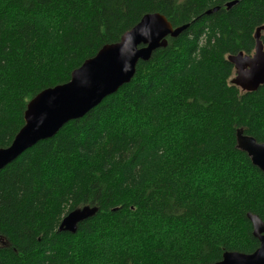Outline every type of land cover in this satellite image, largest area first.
Returning <instances> with one entry per match:
<instances>
[{
	"label": "trees",
	"instance_id": "obj_1",
	"mask_svg": "<svg viewBox=\"0 0 264 264\" xmlns=\"http://www.w3.org/2000/svg\"><path fill=\"white\" fill-rule=\"evenodd\" d=\"M231 1L0 0V148L30 99L144 15L189 25L130 83L0 171V264H212L257 249L247 214L264 221V172L236 134L264 143V84H232L228 56L255 49L264 0ZM84 205L97 213L60 231Z\"/></svg>",
	"mask_w": 264,
	"mask_h": 264
},
{
	"label": "water",
	"instance_id": "obj_2",
	"mask_svg": "<svg viewBox=\"0 0 264 264\" xmlns=\"http://www.w3.org/2000/svg\"><path fill=\"white\" fill-rule=\"evenodd\" d=\"M238 0L228 2L231 8ZM218 7L209 10L215 12ZM189 25L174 28L165 15L152 13L127 30L117 42L104 44L98 52L76 68L68 82L48 87L29 100L25 124L8 147L0 148V171L13 163L40 140L52 138L67 122L83 117L106 97L132 81L139 61H149L155 50L167 47L168 37H176ZM264 24L255 30V49L252 55L239 52L228 56L234 64L235 77L231 83L243 91H255L264 84V43L261 39ZM237 146L250 157L252 164L264 172V143L239 128ZM96 205H84L67 213L60 229L76 232L78 223L93 216ZM253 236L259 246L253 252L226 251L212 264H264V221L257 214H247ZM59 229V230H60ZM0 243L7 244L3 236Z\"/></svg>",
	"mask_w": 264,
	"mask_h": 264
},
{
	"label": "bare ground",
	"instance_id": "obj_3",
	"mask_svg": "<svg viewBox=\"0 0 264 264\" xmlns=\"http://www.w3.org/2000/svg\"><path fill=\"white\" fill-rule=\"evenodd\" d=\"M154 13H159V12H154ZM148 14H152V13H148ZM160 14H161V13H160ZM173 27H174V26H173ZM174 28H175V27H174ZM176 28H177V27H176ZM187 28H188V27H187ZM187 28H186V29H187ZM181 33H182V32H181ZM181 33H180V34H181ZM180 34H179V35H180ZM179 35H178V36H179ZM170 37H171V36H170ZM176 37H177V36H176ZM56 134H57V133H56ZM56 134H55V135H56ZM249 136H250V135H249ZM96 213H97V212H96ZM94 215H95V214H94ZM94 215H93V216H94ZM66 216H67V214L63 217V219H62V221H61V223H60L59 229H60V227H61V225H62L64 219L66 218ZM90 217H92V216H90ZM88 218H89V217H88ZM60 231H61V229H60Z\"/></svg>",
	"mask_w": 264,
	"mask_h": 264
}]
</instances>
